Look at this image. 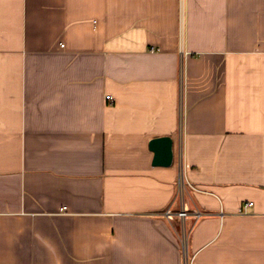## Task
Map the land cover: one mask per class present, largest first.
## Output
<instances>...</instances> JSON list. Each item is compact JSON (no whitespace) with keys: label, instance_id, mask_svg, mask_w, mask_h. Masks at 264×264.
Returning <instances> with one entry per match:
<instances>
[{"label":"crops","instance_id":"0c3cea01","mask_svg":"<svg viewBox=\"0 0 264 264\" xmlns=\"http://www.w3.org/2000/svg\"><path fill=\"white\" fill-rule=\"evenodd\" d=\"M184 245L264 264V0H0V264Z\"/></svg>","mask_w":264,"mask_h":264},{"label":"water","instance_id":"95a60500","mask_svg":"<svg viewBox=\"0 0 264 264\" xmlns=\"http://www.w3.org/2000/svg\"><path fill=\"white\" fill-rule=\"evenodd\" d=\"M154 152L153 165L171 166L174 161V140L172 136L154 137L149 142Z\"/></svg>","mask_w":264,"mask_h":264},{"label":"built area","instance_id":"2783aa9c","mask_svg":"<svg viewBox=\"0 0 264 264\" xmlns=\"http://www.w3.org/2000/svg\"><path fill=\"white\" fill-rule=\"evenodd\" d=\"M108 98H111V96L108 95ZM180 153H181V152H180ZM179 156H180V155H179ZM180 158H181V157H179V159H180ZM179 181H180V184H181V183H184V178H183L182 175L180 176ZM249 204H252V203L250 202ZM183 256H184V261L186 262V264H190V263H189V260H188L187 248H186L185 245L183 246Z\"/></svg>","mask_w":264,"mask_h":264}]
</instances>
